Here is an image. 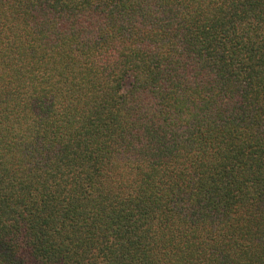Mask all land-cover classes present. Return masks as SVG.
I'll use <instances>...</instances> for the list:
<instances>
[{"label":"trees","instance_id":"1","mask_svg":"<svg viewBox=\"0 0 264 264\" xmlns=\"http://www.w3.org/2000/svg\"><path fill=\"white\" fill-rule=\"evenodd\" d=\"M0 264H264V0H0Z\"/></svg>","mask_w":264,"mask_h":264}]
</instances>
